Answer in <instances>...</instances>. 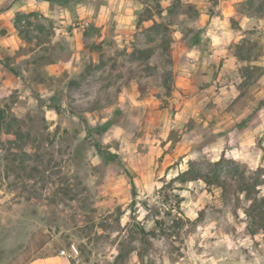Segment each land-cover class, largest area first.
<instances>
[{
    "label": "rangeland",
    "instance_id": "1",
    "mask_svg": "<svg viewBox=\"0 0 264 264\" xmlns=\"http://www.w3.org/2000/svg\"><path fill=\"white\" fill-rule=\"evenodd\" d=\"M261 197L264 0H0V264H264Z\"/></svg>",
    "mask_w": 264,
    "mask_h": 264
},
{
    "label": "trees",
    "instance_id": "2",
    "mask_svg": "<svg viewBox=\"0 0 264 264\" xmlns=\"http://www.w3.org/2000/svg\"><path fill=\"white\" fill-rule=\"evenodd\" d=\"M220 165V161H215L211 164L210 168L201 171L198 169H188L184 172H182V180L186 181V180H190V179H201L203 180L207 185H216L218 187H220L221 189H224L225 187V181L222 178L223 172L221 171L222 169L219 167ZM187 176V177H186ZM245 190L246 192L248 191V189H242ZM254 202L257 204V213L255 214H259V212L261 211V206L264 205V198L261 197L260 199H254ZM178 204L180 203V201L177 202ZM254 206V205H253ZM255 207V208H256Z\"/></svg>",
    "mask_w": 264,
    "mask_h": 264
},
{
    "label": "crops",
    "instance_id": "3",
    "mask_svg": "<svg viewBox=\"0 0 264 264\" xmlns=\"http://www.w3.org/2000/svg\"><path fill=\"white\" fill-rule=\"evenodd\" d=\"M23 264H80L74 257L61 256L58 254H46L44 256H38L32 260ZM207 264H211L209 261ZM261 264V263H259Z\"/></svg>",
    "mask_w": 264,
    "mask_h": 264
},
{
    "label": "built area",
    "instance_id": "4",
    "mask_svg": "<svg viewBox=\"0 0 264 264\" xmlns=\"http://www.w3.org/2000/svg\"><path fill=\"white\" fill-rule=\"evenodd\" d=\"M57 254L61 256H70V253L67 252L65 248L58 249Z\"/></svg>",
    "mask_w": 264,
    "mask_h": 264
}]
</instances>
